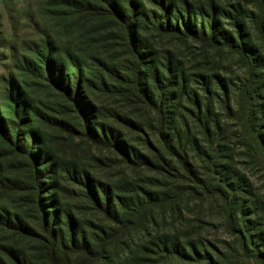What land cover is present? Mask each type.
I'll return each instance as SVG.
<instances>
[{"label":"rangeland","instance_id":"374dc122","mask_svg":"<svg viewBox=\"0 0 264 264\" xmlns=\"http://www.w3.org/2000/svg\"><path fill=\"white\" fill-rule=\"evenodd\" d=\"M142 1L145 9H139V22L136 27V37L141 48L148 49H145L146 52H156L158 61L162 63H166L170 54L183 63L189 76L203 75L214 80L213 90L217 94L208 97L201 92L200 95L204 115L207 114V106H210L213 112L210 118L216 116L224 127L225 148L217 151L215 155L221 156L218 162L238 172V177L242 175L248 181L249 186L244 188V184L241 185L239 192L228 190L229 188L226 191L230 197L239 195L243 200L239 210L255 217L245 218L239 212L237 221H230L226 216V205L217 198L203 205H183L185 218L181 222L178 217L169 215V206L167 215L162 218L160 214L163 207L160 202L155 206V210H159L155 224L146 228L143 226L144 222L138 221L143 216L140 211L144 212V208L136 207L134 202L143 200L146 191L180 192V189H176V184H181L184 188L197 187L198 180L187 176L189 182H182L174 171L170 174H157L139 160L138 166L127 164L115 150L91 145L83 136L66 132L57 125H47L33 115L30 125L40 131V148L48 152L41 168V179L46 188L44 196L49 206L47 210L57 220L62 221L57 224L64 230L69 227L66 213L71 211L77 222L83 224L84 234L90 240L97 239L99 248L111 250L107 260H99L97 263L73 256L77 264H113L128 258L131 264H143L148 259L155 261L150 264H160L150 254V249L154 247L151 244L165 236L175 237L178 233H181L179 236H186L181 237L184 242L201 240L215 253L220 264H260L255 256L258 248L254 247L255 251L243 248L239 235V228H243V232L247 225L245 220H253L258 222V231L255 234L262 233L264 240V163L256 152L257 147L255 149L248 137H245L248 134L244 131V120L241 119L244 113L241 106L244 102L238 101L239 96H236L243 88L248 71L235 50L212 49L199 41L159 35L151 25L156 23L159 14L155 16L154 11L158 13V9L147 5V0ZM174 4L177 11L173 16V24L176 23L178 12L187 13L189 8L193 12L191 17L200 23L197 25L201 28V23L211 22L214 8H219V22L215 25L219 26V30L236 33L232 25L239 18L254 33L256 45L261 44L259 34L254 31L255 26L251 21L254 18L253 13L258 14L262 10L260 0H174ZM185 20L192 25L196 23L187 16ZM120 32L111 19L95 17L68 7L62 0H0V104L8 106L9 91L20 87L46 115L68 121L67 123L81 129L79 122L68 112L69 106L45 82L31 77L24 70L29 63L40 64V56L45 46L53 44L61 54L73 53L84 63L87 75L84 81L85 93L96 107L94 128L98 127L99 132L103 128L104 132L110 134H122V138L139 156H147L150 150L146 136L149 133L154 143L156 138L150 130L146 135L144 131L154 118L131 100L132 91L128 81H131L135 63L126 53ZM150 69L149 83L152 85L154 74L151 66ZM218 77L227 83L225 85L228 95L234 99V112L226 110V90L221 86ZM194 79L201 82L200 79ZM192 87L196 89L198 84L193 82ZM206 97L209 99H205ZM261 105L264 107V99ZM184 107L179 114L189 126L190 137L185 134L188 128H185L184 122L181 123L182 136L192 140V137L202 132L203 126L191 116L193 108L187 100L184 101ZM263 107L257 114L256 124L262 126L261 130L264 131ZM184 140L183 147L187 146L189 154L194 158L198 176L209 182L211 179V184H222L216 171L219 169H215L206 156L197 154L193 145ZM9 149L0 140V207L28 221L40 233V220L31 190L28 164L24 157L11 153ZM183 173L185 170L181 167L180 174ZM238 177L229 176L227 181L232 187H237ZM86 182L100 191L110 190L109 193H113L116 197L115 205L120 210L118 220L99 213L95 205L83 198L80 190L81 187L87 188ZM133 210H137L136 213ZM99 226L107 227L104 233ZM259 242V249L264 253V242ZM49 243L42 236L23 238L17 231L0 225V264H52L54 259L48 250ZM145 247L149 250L143 249ZM178 263L186 264L176 260V264Z\"/></svg>","mask_w":264,"mask_h":264},{"label":"trees","instance_id":"16d2710c","mask_svg":"<svg viewBox=\"0 0 264 264\" xmlns=\"http://www.w3.org/2000/svg\"><path fill=\"white\" fill-rule=\"evenodd\" d=\"M260 1L262 2V10L258 14L253 13L254 18H250L255 26L254 31L259 34L258 37L261 43L259 45H256L253 38L254 33L250 32V27L239 18H236L235 23L232 25L237 31L236 33L219 30V26H215L219 22L217 16L220 13L219 8H214L215 11L210 18L211 22L201 23V28H199L197 23H200L194 20V17H191L190 14L193 12L189 8H187L189 10H187V13L181 14L178 12V18L175 19L176 23L173 24V16L177 11L174 0H147V5L149 4L155 10L158 9V13L154 11L155 16L159 14L156 23L151 25L154 26L159 35L199 41L212 49L235 50L237 52L240 62L248 71L243 81V88L236 95L239 96L238 101L244 102V105L241 106L244 112L241 119L244 120V131L248 134L245 137H248L249 142L255 149L257 147L256 152L264 163V131L261 130L262 126L256 124L257 114L263 107L261 101L264 99V0ZM62 3L95 17H107L117 25L121 31L126 53L135 63L131 81H128L132 91L130 97L135 104L141 106V108L143 107L145 113L152 115L154 118L146 126L147 130L142 129L146 130L145 133L143 132L144 135L147 134L148 130L155 134L156 137L153 136L156 138V143L151 140L153 137L148 133L146 143L150 152L145 157L143 155L139 156L135 149L122 138V134H110L104 132L103 128L99 132L98 127L94 128V124H96L94 123L96 107L90 96L85 93L84 81H86L87 75L84 63L77 55L70 52L61 54L53 44H47L40 56V64L29 63L24 70L31 77L45 82L48 88L54 91L69 106L68 112L79 122L81 129L74 127L70 122L67 123L68 121L46 115L41 108L33 103L23 88L19 87L9 91L7 95L8 106L5 107L0 104V140L10 148L11 153L24 157L28 164L32 183L31 190L40 220V233L28 221L1 209V207L0 225L17 231L23 238L41 236L47 238L50 242L48 250L54 259L52 264H77L73 256L97 263L99 260H107L111 253V250L107 247V251L99 248L96 244L97 239L90 240L84 234L83 224L77 222L71 211L66 213L69 227L64 230L57 224H61L62 221L57 220L56 216L51 215L47 210L49 206H47V200L44 196L46 188L43 186L41 179V168L48 152L40 148V144H42L40 131L30 125L33 115L47 125H57L64 128L66 132L83 136L91 145L115 150V153L122 157L127 164L138 166L139 160V162L144 163L146 168L154 169L157 174L161 172L170 174L171 171H174L180 176L182 182H185V180L189 182L191 176L198 180L197 187L184 188L181 184H176L175 187L180 189V192L146 191L143 200L138 199L137 202H134L136 207L144 208V212L140 211L143 216L138 221L144 222L143 226L146 228L155 224L158 216L157 212H159L158 209L155 210V206L160 202L163 207L160 214L162 218L167 215V206H169L171 210L168 211L169 215L178 217L181 222L185 218L183 205L188 206L190 203L203 205L205 202L217 198L226 205L228 212L226 216L230 221L236 222L239 212L245 218H254L253 214L248 215L244 210V212L239 210V205L243 201L239 195L230 197L226 191L229 188L228 190L239 192L241 185L244 184V188L249 186L248 181L242 175L238 177V172L232 171L230 167L218 162L217 160L221 156L215 155L217 151L225 148L223 145L225 142L224 127L216 116L217 119L215 117L210 118L213 113L210 106H207V114L204 115L200 95L201 92H204V95L208 97L217 94L213 90L214 80L205 78L203 75L189 76L183 63L170 56V54L166 63H162L158 61L156 52L150 53V50L146 52L148 49L141 48L136 37V27L139 22V9H145V3L142 0H86L85 2L62 0ZM188 6L190 7L187 4ZM186 16L196 23L194 25L186 23ZM245 31H249V33ZM150 66L154 74L152 85L149 83L150 74L148 72ZM194 78L200 79L201 82ZM218 80L226 90V94H224L226 110L230 113L234 112V99L228 95L226 81L220 77H218ZM193 82L198 84L196 89L192 87ZM205 99L209 98L206 97ZM185 100L193 108V111L190 109L191 116L203 126L202 132L192 137V140L189 139V126L185 123L184 117L179 114L180 110L185 108ZM68 118L71 119V117ZM183 122L185 128H188L185 134L189 137L182 136L183 124L181 123ZM198 136L203 139L200 140ZM183 140L192 144L197 154L206 156L208 161H211L212 166L219 169L216 171H218L219 180L222 184L217 186L211 184V179L209 182V180H203L198 176L197 164L189 154L188 147H183ZM212 153H214L213 156ZM181 167L185 170V173H183L185 176L180 174ZM43 171H46V169ZM232 175L238 177L237 187H232V184L227 181V178ZM85 184L87 188L81 187L80 190L83 198L88 199L89 203L95 205V209L99 213L118 220L120 210L115 205L116 197L113 193H109L110 190L100 191L89 182ZM55 196L57 197V195ZM122 205L124 206V204ZM136 211L133 210V213H136ZM245 221L247 225L244 226V231L242 232L243 228H239L241 229L239 235H241L242 246L243 248H251L252 251H255L253 250L254 247L258 248L257 254H255L257 262L264 264V253L259 249V241L264 242L262 239L263 234H255L258 231L256 227L258 222ZM99 228L104 233L107 227L99 226ZM111 228L109 229L111 230ZM179 235L181 233H178L175 237L171 236L172 238L165 236L159 238L158 242L151 244L154 247L150 249V254L155 256L154 260L157 263L176 264V260H180L186 264H220L215 253L201 240L193 239L184 242L181 237L186 238V236ZM117 241L118 239L114 240V243ZM143 249L149 250L147 247ZM150 262L155 261L148 259L143 264H150ZM113 264H131V262L128 258L126 260L120 259L119 262Z\"/></svg>","mask_w":264,"mask_h":264}]
</instances>
